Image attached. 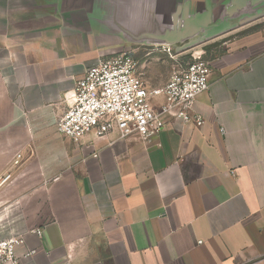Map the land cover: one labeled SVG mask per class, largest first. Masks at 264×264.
Instances as JSON below:
<instances>
[{"label":"crops","instance_id":"0c3cea01","mask_svg":"<svg viewBox=\"0 0 264 264\" xmlns=\"http://www.w3.org/2000/svg\"><path fill=\"white\" fill-rule=\"evenodd\" d=\"M103 46L19 25L16 0H0V207L42 227L25 233L17 253L36 251L22 264H264V16L198 50L204 123L165 116L147 140L56 131ZM128 47L138 63L155 54Z\"/></svg>","mask_w":264,"mask_h":264},{"label":"built area","instance_id":"2783aa9c","mask_svg":"<svg viewBox=\"0 0 264 264\" xmlns=\"http://www.w3.org/2000/svg\"><path fill=\"white\" fill-rule=\"evenodd\" d=\"M152 49L172 57L178 55L165 46ZM204 53L192 52L189 60L172 70L158 88L144 83L131 48L100 58L76 81L71 103L56 121V131L74 142L88 130L104 135L113 129L122 138L136 135L147 140L162 129L165 116L183 124H203L204 118L194 111L193 103L208 88L210 62ZM159 95L163 96V103L154 109L151 99ZM9 177L6 175L3 181ZM23 221L15 202L0 207V264H22L24 258L35 253V249L17 253V248L25 243L26 232L37 236L42 233V227L24 228Z\"/></svg>","mask_w":264,"mask_h":264},{"label":"water","instance_id":"95a60500","mask_svg":"<svg viewBox=\"0 0 264 264\" xmlns=\"http://www.w3.org/2000/svg\"><path fill=\"white\" fill-rule=\"evenodd\" d=\"M263 16L264 0H16V23L34 31L178 54Z\"/></svg>","mask_w":264,"mask_h":264},{"label":"rangeland","instance_id":"374dc122","mask_svg":"<svg viewBox=\"0 0 264 264\" xmlns=\"http://www.w3.org/2000/svg\"><path fill=\"white\" fill-rule=\"evenodd\" d=\"M204 44H200L198 46L190 48L178 55H175L174 57L170 56L167 52L163 51H154L155 54L144 56V51L140 49L139 51H137V57L140 63L138 71L141 73L142 78L144 80L156 81L158 82V85H162L167 81L172 70L177 68L179 65L185 63L189 59L187 58V56H189L194 51L202 49ZM115 46H117L116 49H114ZM118 46L119 45L116 44L104 45L103 47H107V49H103L102 51H100V53L102 55L104 53V56L106 57L111 55V53L114 51L117 52L122 49H129L128 46ZM107 50L110 52L105 53ZM93 56L95 55L91 54L85 56L83 59L91 60ZM161 100H163V96L159 95L153 97L151 99V103L160 102ZM13 212L15 213V211Z\"/></svg>","mask_w":264,"mask_h":264},{"label":"trees","instance_id":"16d2710c","mask_svg":"<svg viewBox=\"0 0 264 264\" xmlns=\"http://www.w3.org/2000/svg\"><path fill=\"white\" fill-rule=\"evenodd\" d=\"M187 58H190V55L189 56H187ZM189 60V59H188Z\"/></svg>","mask_w":264,"mask_h":264}]
</instances>
